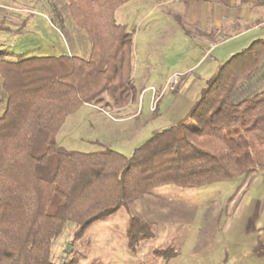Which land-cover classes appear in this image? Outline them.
Masks as SVG:
<instances>
[{"label": "trees", "instance_id": "trees-1", "mask_svg": "<svg viewBox=\"0 0 264 264\" xmlns=\"http://www.w3.org/2000/svg\"><path fill=\"white\" fill-rule=\"evenodd\" d=\"M65 1L89 40L86 59L0 58V264H74L50 260L68 223L76 240L159 187L198 189L264 172V90L239 96L264 67L263 39L230 55L182 120L154 132L129 157L108 147L90 153L58 147L59 128L80 107L118 110L132 99L133 32L115 19L130 0ZM130 223L133 249L150 233L138 218ZM166 251L156 254H174Z\"/></svg>", "mask_w": 264, "mask_h": 264}, {"label": "rangeland", "instance_id": "rangeland-1", "mask_svg": "<svg viewBox=\"0 0 264 264\" xmlns=\"http://www.w3.org/2000/svg\"><path fill=\"white\" fill-rule=\"evenodd\" d=\"M67 10L65 0H0V58L17 61L35 56L70 55L86 59L90 52L89 40L73 24ZM133 16L127 21L126 28L133 35L156 18V14H151L142 26L137 21V14ZM122 17L124 14H118L116 22L122 23ZM260 29L261 34L251 31L209 52L192 47L186 37L176 33L170 44L168 42L169 48L161 52L160 59L156 57V40L151 47L143 40H134L130 103L118 110L104 105L80 107L66 118L54 142L58 147L76 153L103 151L108 147L129 157L131 151L154 132L182 120L205 86L204 77L210 75L211 78L218 69L219 63L214 57L239 52L253 40H264V26ZM161 36L164 40L165 34ZM262 70L264 67L253 74L251 83L242 87L239 96L264 90V79L259 77ZM175 72L180 76L183 74L178 85L159 98L165 82ZM153 90L158 100L151 110ZM1 91L0 82V113L5 101ZM190 123L185 124L190 126ZM250 179L251 176L198 189L159 187L146 196L143 206L120 208L114 215L91 224L76 240L73 239L76 227L68 223L53 241L50 260L58 263L64 259L74 264H160L156 252L167 250V255L181 253L179 260L169 264H200L186 257L194 248L199 250L203 245V233L199 238L196 235L202 225L200 210L209 202H223L221 200L233 197L237 186L246 185ZM146 209L149 211L145 219L140 218V212L145 213ZM132 216L143 224L141 230L152 235L149 239H140L133 249L126 236V230L133 224L128 222V217ZM133 227L136 228L134 224ZM141 233L138 232L139 236ZM183 239L186 240L181 245L179 241Z\"/></svg>", "mask_w": 264, "mask_h": 264}, {"label": "crops", "instance_id": "crops-1", "mask_svg": "<svg viewBox=\"0 0 264 264\" xmlns=\"http://www.w3.org/2000/svg\"><path fill=\"white\" fill-rule=\"evenodd\" d=\"M118 14H124V21L120 18V24L126 28L133 14H137V21L142 26L151 14H156L155 19L132 35L133 42L143 40L148 47L153 46L156 40V57L160 59L161 52L169 48L167 45L176 33L186 37L192 47L206 49L207 52L251 31L261 34L264 0H130L117 8L115 17ZM232 54L225 53L214 58L220 65ZM209 76L204 77L205 82ZM146 196L129 204V207L143 206ZM232 196L221 200L223 202H209L200 210L202 225L196 235L199 238L203 233V245L201 249L194 248L186 254L189 261L200 264H264V172L253 173L250 181L244 186H237ZM148 211H141L142 216L139 217L145 219ZM132 217H128V222ZM150 237L151 234L147 238ZM185 240L179 241L181 245ZM173 253L167 257L158 253L155 256L160 257V264H169L181 257L180 251Z\"/></svg>", "mask_w": 264, "mask_h": 264}, {"label": "built area", "instance_id": "built-area-1", "mask_svg": "<svg viewBox=\"0 0 264 264\" xmlns=\"http://www.w3.org/2000/svg\"><path fill=\"white\" fill-rule=\"evenodd\" d=\"M180 75L179 74H173L171 77H169L167 79V81L165 82L166 84L164 85L163 90L160 92L159 98L163 95L164 92L168 91V92H172L175 87L178 85L179 80H180ZM157 98L155 96V91H152V97H151V110H153L156 106L157 103Z\"/></svg>", "mask_w": 264, "mask_h": 264}, {"label": "water", "instance_id": "water-1", "mask_svg": "<svg viewBox=\"0 0 264 264\" xmlns=\"http://www.w3.org/2000/svg\"><path fill=\"white\" fill-rule=\"evenodd\" d=\"M70 248H67V250H69Z\"/></svg>", "mask_w": 264, "mask_h": 264}]
</instances>
